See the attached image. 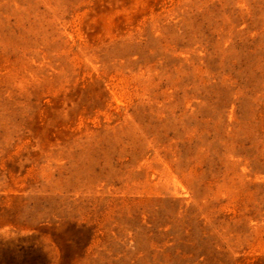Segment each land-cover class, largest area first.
Returning a JSON list of instances; mask_svg holds the SVG:
<instances>
[{
  "label": "rangeland",
  "instance_id": "374dc122",
  "mask_svg": "<svg viewBox=\"0 0 264 264\" xmlns=\"http://www.w3.org/2000/svg\"><path fill=\"white\" fill-rule=\"evenodd\" d=\"M0 264H264V0H0Z\"/></svg>",
  "mask_w": 264,
  "mask_h": 264
}]
</instances>
